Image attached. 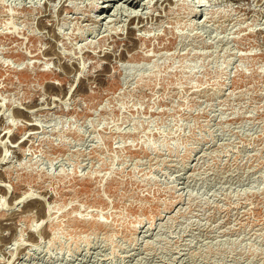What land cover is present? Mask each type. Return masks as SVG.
Masks as SVG:
<instances>
[{
  "label": "rangeland",
  "instance_id": "374dc122",
  "mask_svg": "<svg viewBox=\"0 0 264 264\" xmlns=\"http://www.w3.org/2000/svg\"><path fill=\"white\" fill-rule=\"evenodd\" d=\"M130 1L0 0V264H264V0Z\"/></svg>",
  "mask_w": 264,
  "mask_h": 264
},
{
  "label": "bare ground",
  "instance_id": "6f19581e",
  "mask_svg": "<svg viewBox=\"0 0 264 264\" xmlns=\"http://www.w3.org/2000/svg\"><path fill=\"white\" fill-rule=\"evenodd\" d=\"M110 0H108V2H109ZM107 2V4H105L107 7L109 6V4L110 3H108ZM128 2V1H127ZM133 2V0H131L129 3H132ZM136 2H138V1H136ZM101 6H103V5H101ZM130 14V13H129ZM132 16H135V15H132ZM133 18V17H132ZM41 24H43V23H41ZM45 24V23H44ZM50 50H52V49H50ZM22 55V54H21ZM25 56V55H24ZM26 57V56H25ZM22 59H23V56H22ZM26 66V65H25ZM28 66V65H27ZM36 123L35 122H33V123H31L30 122V124H29V127L30 128H34V127H36ZM27 195V194H26ZM23 197V196H22ZM17 198H19V197H17ZM21 198V197H20ZM92 225H97V226H99V225H101V226H103V225H105L103 222H101V220L100 219H95V220H93L92 221Z\"/></svg>",
  "mask_w": 264,
  "mask_h": 264
}]
</instances>
